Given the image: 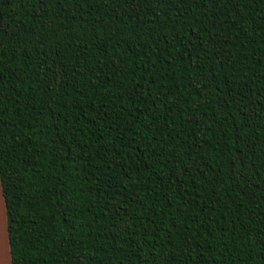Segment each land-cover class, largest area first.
Instances as JSON below:
<instances>
[{"label": "trees", "instance_id": "trees-1", "mask_svg": "<svg viewBox=\"0 0 264 264\" xmlns=\"http://www.w3.org/2000/svg\"><path fill=\"white\" fill-rule=\"evenodd\" d=\"M10 264H264V0H0Z\"/></svg>", "mask_w": 264, "mask_h": 264}, {"label": "crops", "instance_id": "crops-1", "mask_svg": "<svg viewBox=\"0 0 264 264\" xmlns=\"http://www.w3.org/2000/svg\"><path fill=\"white\" fill-rule=\"evenodd\" d=\"M3 209H4V207H3ZM4 218H5V214H4ZM0 264H10L9 253H8V244H7L6 231H5V220H4L2 229H1V225H0Z\"/></svg>", "mask_w": 264, "mask_h": 264}, {"label": "rangeland", "instance_id": "rangeland-1", "mask_svg": "<svg viewBox=\"0 0 264 264\" xmlns=\"http://www.w3.org/2000/svg\"><path fill=\"white\" fill-rule=\"evenodd\" d=\"M4 209H3V204H2V200H1V197H0V225H1V229H2V226H3V223H4Z\"/></svg>", "mask_w": 264, "mask_h": 264}]
</instances>
